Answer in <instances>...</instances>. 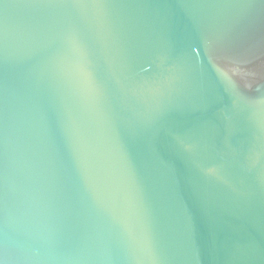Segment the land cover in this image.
<instances>
[{
    "label": "water",
    "instance_id": "water-1",
    "mask_svg": "<svg viewBox=\"0 0 264 264\" xmlns=\"http://www.w3.org/2000/svg\"><path fill=\"white\" fill-rule=\"evenodd\" d=\"M0 264H264V0H0Z\"/></svg>",
    "mask_w": 264,
    "mask_h": 264
}]
</instances>
